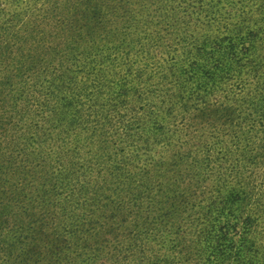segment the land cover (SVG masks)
<instances>
[{
  "label": "trees",
  "instance_id": "trees-1",
  "mask_svg": "<svg viewBox=\"0 0 264 264\" xmlns=\"http://www.w3.org/2000/svg\"><path fill=\"white\" fill-rule=\"evenodd\" d=\"M160 2L0 26V264H264V0Z\"/></svg>",
  "mask_w": 264,
  "mask_h": 264
},
{
  "label": "rangeland",
  "instance_id": "rangeland-1",
  "mask_svg": "<svg viewBox=\"0 0 264 264\" xmlns=\"http://www.w3.org/2000/svg\"><path fill=\"white\" fill-rule=\"evenodd\" d=\"M127 1V0H126ZM125 0H0V26L2 25L8 36H6L4 43L9 44L11 41L23 40L25 42L19 43V46L27 51L26 55L37 60V64H53L55 62L56 54L53 53L50 57L44 59L47 53V46H50L54 41L52 39L51 29L45 27V24H52L47 18L51 17L54 11V18L62 26H65L70 21L69 14L65 12V8L79 6V11H83L86 7L91 8L93 15L92 22L87 29L92 34H87L91 38L102 28L108 26L119 25L124 20L127 14L128 7ZM161 0H150V2ZM45 14H48L47 17ZM10 26V27H9ZM68 30L63 28L61 33L68 35ZM81 36L86 35L80 33ZM19 35V37L15 36ZM74 37V34H72ZM35 37V39H34ZM1 39V36H0ZM33 40H39V44L31 43ZM3 42V41H2ZM29 44H32L29 45ZM1 46V45H0ZM21 54V53H20ZM18 54V55H20ZM13 55V54H12ZM7 107L1 110L2 113L8 111ZM2 120L3 127L6 128L5 118Z\"/></svg>",
  "mask_w": 264,
  "mask_h": 264
}]
</instances>
